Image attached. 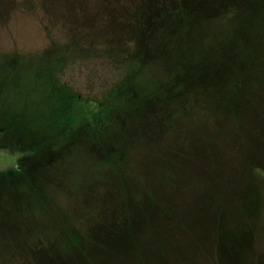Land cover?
<instances>
[{
  "label": "rangeland",
  "instance_id": "374dc122",
  "mask_svg": "<svg viewBox=\"0 0 264 264\" xmlns=\"http://www.w3.org/2000/svg\"><path fill=\"white\" fill-rule=\"evenodd\" d=\"M3 126L0 264H264V0H0Z\"/></svg>",
  "mask_w": 264,
  "mask_h": 264
},
{
  "label": "trees",
  "instance_id": "16d2710c",
  "mask_svg": "<svg viewBox=\"0 0 264 264\" xmlns=\"http://www.w3.org/2000/svg\"><path fill=\"white\" fill-rule=\"evenodd\" d=\"M73 100H75V101H78V103H80V104H82L83 106H84V108H85V110L87 109V111H89L90 110V107L88 106V104L86 103L87 102V100H82L81 98H74ZM95 102V101H94ZM95 108L97 109V110H99V113H102L103 112V118H104V122H105V124L107 123V114H108V109H107V106L106 105H103V104H100L99 102H96V105H95ZM86 114H88V113H86ZM7 126V125H6ZM5 128V126H3V127H0V130H3ZM14 171L16 172V173H18V174H20L21 173V169H20V166H18V167H16V169H14Z\"/></svg>",
  "mask_w": 264,
  "mask_h": 264
}]
</instances>
